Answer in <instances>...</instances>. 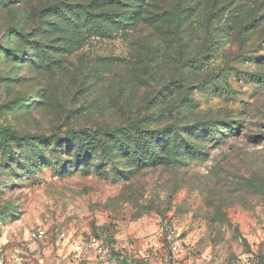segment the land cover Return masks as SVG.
<instances>
[{"label": "rangeland", "instance_id": "rangeland-1", "mask_svg": "<svg viewBox=\"0 0 264 264\" xmlns=\"http://www.w3.org/2000/svg\"><path fill=\"white\" fill-rule=\"evenodd\" d=\"M247 259L264 0H0V264Z\"/></svg>", "mask_w": 264, "mask_h": 264}, {"label": "built area", "instance_id": "built-area-1", "mask_svg": "<svg viewBox=\"0 0 264 264\" xmlns=\"http://www.w3.org/2000/svg\"><path fill=\"white\" fill-rule=\"evenodd\" d=\"M34 235H36V236H40L41 235V232L40 231H38V232H36ZM175 240L173 239V245L176 247L178 244H177V242H174ZM243 264H252V262H251V260H249V259H247V260H244L243 261Z\"/></svg>", "mask_w": 264, "mask_h": 264}, {"label": "trees", "instance_id": "trees-1", "mask_svg": "<svg viewBox=\"0 0 264 264\" xmlns=\"http://www.w3.org/2000/svg\"><path fill=\"white\" fill-rule=\"evenodd\" d=\"M150 159H151V161L155 162L156 161V156H154V157H152Z\"/></svg>", "mask_w": 264, "mask_h": 264}]
</instances>
